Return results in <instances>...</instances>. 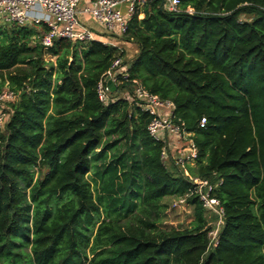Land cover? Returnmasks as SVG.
Segmentation results:
<instances>
[{"label": "trees", "instance_id": "16d2710c", "mask_svg": "<svg viewBox=\"0 0 264 264\" xmlns=\"http://www.w3.org/2000/svg\"><path fill=\"white\" fill-rule=\"evenodd\" d=\"M45 29L0 27V92L17 95L0 125V264H264V0H148L121 36L128 62L98 41L46 49ZM116 58L192 133L188 171L223 209L215 245L196 195L190 224L162 225L191 184L162 163L148 113L99 101Z\"/></svg>", "mask_w": 264, "mask_h": 264}, {"label": "built area", "instance_id": "2783aa9c", "mask_svg": "<svg viewBox=\"0 0 264 264\" xmlns=\"http://www.w3.org/2000/svg\"><path fill=\"white\" fill-rule=\"evenodd\" d=\"M148 0H0V27L44 25L34 40L44 48H49L54 39L63 38L71 42L89 44L102 42L120 49L117 41H122L127 21L138 12L139 8ZM164 8L169 12L179 11V0H163ZM191 12V9L187 10ZM87 15L103 29V34H97L90 26L82 21L81 16ZM142 14H139L141 16ZM122 49V48H121ZM128 63L121 58L112 61L110 67L97 83V96L100 102L106 104L116 98H124L148 113L151 120L147 125V133L154 140L162 143L160 159H164L168 152L172 155L173 165L179 168V173L190 181L187 193L177 198L178 203H185L186 198L196 195L202 207L217 217L216 229L208 232L210 243L216 244V235L222 224L223 209L219 200L214 197L215 186L207 179L194 177L188 167L195 165L197 150L193 142L192 133L184 128V124L174 118V106L169 100H163L157 95L149 93L138 81L129 78ZM112 82L114 90L107 86ZM130 85V89L128 87ZM16 93L8 87L0 92V125L9 116L6 103L13 101ZM205 120H200L203 127ZM176 150V151H175ZM186 151V152H185ZM166 166V165H165Z\"/></svg>", "mask_w": 264, "mask_h": 264}, {"label": "rangeland", "instance_id": "374dc122", "mask_svg": "<svg viewBox=\"0 0 264 264\" xmlns=\"http://www.w3.org/2000/svg\"><path fill=\"white\" fill-rule=\"evenodd\" d=\"M37 28H41L40 25H36ZM117 44L126 51L125 60L126 62L132 60L136 54V47L131 43L124 41H117ZM45 59H51V56L46 53ZM53 60V58H52ZM176 151V150H175ZM186 152V151H185ZM177 157V152L172 155V152H168L167 157H165L164 162L166 167L169 170L176 171L179 173V168H176L173 165V158ZM164 203L167 205L164 213L162 215V225L165 227H184L190 224L192 221V211L191 207L185 203H178L176 197H167L164 200ZM208 225L211 226V229H216L218 220L216 216L207 215Z\"/></svg>", "mask_w": 264, "mask_h": 264}, {"label": "crops", "instance_id": "0c3cea01", "mask_svg": "<svg viewBox=\"0 0 264 264\" xmlns=\"http://www.w3.org/2000/svg\"><path fill=\"white\" fill-rule=\"evenodd\" d=\"M82 21H84L88 26H90L97 34H103V29L102 27L94 22L89 16L87 15H82L81 16Z\"/></svg>", "mask_w": 264, "mask_h": 264}, {"label": "water", "instance_id": "95a60500", "mask_svg": "<svg viewBox=\"0 0 264 264\" xmlns=\"http://www.w3.org/2000/svg\"><path fill=\"white\" fill-rule=\"evenodd\" d=\"M132 63H133V61H132L131 63H129V66H131ZM107 86H108V88L110 89V91H113V90H114V86H113L112 82H108V83H107Z\"/></svg>", "mask_w": 264, "mask_h": 264}]
</instances>
